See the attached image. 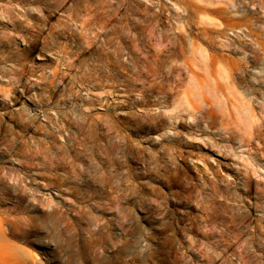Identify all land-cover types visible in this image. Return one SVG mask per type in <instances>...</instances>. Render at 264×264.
<instances>
[{
    "label": "rangeland",
    "instance_id": "374dc122",
    "mask_svg": "<svg viewBox=\"0 0 264 264\" xmlns=\"http://www.w3.org/2000/svg\"><path fill=\"white\" fill-rule=\"evenodd\" d=\"M0 250L264 264V0H0Z\"/></svg>",
    "mask_w": 264,
    "mask_h": 264
},
{
    "label": "bare ground",
    "instance_id": "6f19581e",
    "mask_svg": "<svg viewBox=\"0 0 264 264\" xmlns=\"http://www.w3.org/2000/svg\"><path fill=\"white\" fill-rule=\"evenodd\" d=\"M50 82H52V81H50ZM3 87V86H2ZM7 91V90H6ZM10 91V90H9ZM9 95H10V92H9ZM6 97H7V95H6ZM10 250V249H9ZM1 251V250H0ZM6 256V255H5ZM4 256V257H5ZM10 256V255H9ZM12 257V256H11ZM15 258V257H14ZM2 259V258H1ZM1 259H0V261H1ZM33 259V258H32ZM5 260V259H4ZM14 260V259H13ZM11 261V260H10ZM33 261H34V259H33ZM2 262V261H1ZM8 263V262H7ZM34 264V263H33Z\"/></svg>",
    "mask_w": 264,
    "mask_h": 264
}]
</instances>
